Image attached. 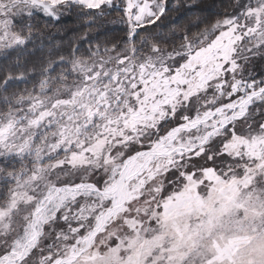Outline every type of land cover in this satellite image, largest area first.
Listing matches in <instances>:
<instances>
[{"label":"snow or ice","instance_id":"1","mask_svg":"<svg viewBox=\"0 0 264 264\" xmlns=\"http://www.w3.org/2000/svg\"><path fill=\"white\" fill-rule=\"evenodd\" d=\"M0 264H264V0H0Z\"/></svg>","mask_w":264,"mask_h":264}]
</instances>
